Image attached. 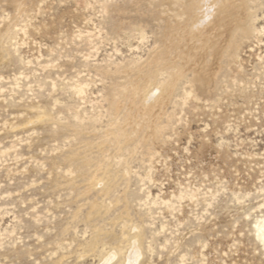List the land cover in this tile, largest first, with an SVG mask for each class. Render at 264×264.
Returning <instances> with one entry per match:
<instances>
[{
  "label": "rangeland",
  "instance_id": "374dc122",
  "mask_svg": "<svg viewBox=\"0 0 264 264\" xmlns=\"http://www.w3.org/2000/svg\"><path fill=\"white\" fill-rule=\"evenodd\" d=\"M247 4L226 53L241 0L206 45L191 0H0V264H264Z\"/></svg>",
  "mask_w": 264,
  "mask_h": 264
},
{
  "label": "bare ground",
  "instance_id": "6f19581e",
  "mask_svg": "<svg viewBox=\"0 0 264 264\" xmlns=\"http://www.w3.org/2000/svg\"><path fill=\"white\" fill-rule=\"evenodd\" d=\"M191 1H192V6L189 7L188 10H186L188 15L191 13L188 16L189 19H191V27L193 30H195L197 32V35H198L197 37H198V39H200V42H202L203 45H206L208 43L209 38L211 37V36L209 37V35H208L210 32L209 30L214 26V25H211L208 27V25H210L212 20L216 21L217 24L222 23V21H223L222 18H225V16H228L227 14L230 15V13H227L226 9L223 6H221L222 0H191ZM241 4L243 5V8L245 10L246 15L243 18H239V20H240L239 22L234 21L235 23L232 24L231 29H230L231 30L230 31L231 39L229 40V42L226 45V48L228 47V49H227V51H225L226 49L223 50V52L228 53L229 49L236 48L238 46V44H237L238 39L237 38L241 37L242 34H247L250 30L254 29L253 18L251 17L252 14L248 12L249 5L247 4V0H241ZM214 28H216V27H214ZM153 58L149 61L150 64H152L153 62H155V60H157L156 56H154ZM144 68L149 70L148 68H146V66ZM148 93H150V92H148ZM149 98H151V95L149 96ZM117 142L119 143V141H117ZM261 239L264 242V227L262 229ZM137 252L138 251L134 247V250L130 253V257L135 259V257L137 256ZM129 261H131V259ZM132 261H133V259H132ZM130 264H132V263H130Z\"/></svg>",
  "mask_w": 264,
  "mask_h": 264
}]
</instances>
